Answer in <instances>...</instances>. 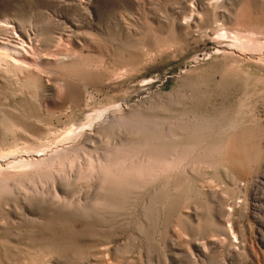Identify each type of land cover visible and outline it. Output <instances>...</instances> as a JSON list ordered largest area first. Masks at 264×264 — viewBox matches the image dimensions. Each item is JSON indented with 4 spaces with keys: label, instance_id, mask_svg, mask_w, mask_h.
Masks as SVG:
<instances>
[{
    "label": "rangeland",
    "instance_id": "374dc122",
    "mask_svg": "<svg viewBox=\"0 0 264 264\" xmlns=\"http://www.w3.org/2000/svg\"><path fill=\"white\" fill-rule=\"evenodd\" d=\"M0 47V264H264V0H0Z\"/></svg>",
    "mask_w": 264,
    "mask_h": 264
},
{
    "label": "bare ground",
    "instance_id": "6f19581e",
    "mask_svg": "<svg viewBox=\"0 0 264 264\" xmlns=\"http://www.w3.org/2000/svg\"><path fill=\"white\" fill-rule=\"evenodd\" d=\"M193 17V15H191V18ZM5 29V31H8V30H10V28L9 27H7V28H4ZM238 35V34H237ZM239 37V36H238ZM249 38V37H248ZM236 39H238V38H236ZM245 40V39H244ZM250 40V39H249ZM24 42V41H23ZM25 43V42H24ZM250 43V42H249ZM242 46V45H241ZM30 47V46H29ZM10 51H11V49L10 48H8V47H0V65H1V63H6V62H8V59H9V61H10V63L12 64V65H14V67L15 68H18V69H21L22 67H23V65L25 66V65H29V63L26 61L28 58H26L27 56L24 54V53H21V52H18V51H16V49H15V51H16V54L17 55H15L14 57L13 56H11V54H10ZM26 67V66H25ZM35 151H37V150H34L33 148H24V149H21V150H18V151H16V153H30V152H35ZM39 151H42V150H39ZM27 155V154H26ZM7 157V156H6ZM19 162H22V161H19ZM22 164L23 165H26V163H24V162H22ZM21 164V165H22ZM22 165V166H23ZM26 167V166H25Z\"/></svg>",
    "mask_w": 264,
    "mask_h": 264
}]
</instances>
